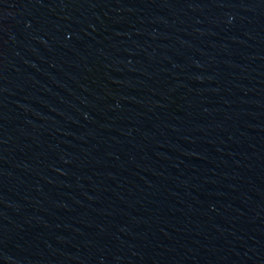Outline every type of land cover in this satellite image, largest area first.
Listing matches in <instances>:
<instances>
[{"label":"water","instance_id":"1","mask_svg":"<svg viewBox=\"0 0 264 264\" xmlns=\"http://www.w3.org/2000/svg\"><path fill=\"white\" fill-rule=\"evenodd\" d=\"M0 264H264V0H0Z\"/></svg>","mask_w":264,"mask_h":264}]
</instances>
